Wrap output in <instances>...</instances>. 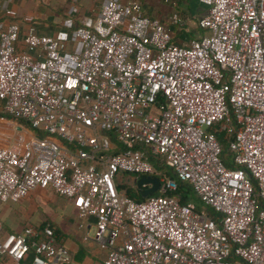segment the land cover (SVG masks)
Segmentation results:
<instances>
[{
    "label": "built area",
    "instance_id": "built-area-1",
    "mask_svg": "<svg viewBox=\"0 0 264 264\" xmlns=\"http://www.w3.org/2000/svg\"><path fill=\"white\" fill-rule=\"evenodd\" d=\"M163 1L169 23L193 17L206 32L176 43L139 0H101L71 31V49L31 24L0 27L1 109L27 123L0 145V202L35 189L67 198L78 226L93 228L82 239L106 251L101 264H264V0H197L204 8L192 16ZM218 131L229 136V166ZM116 144L125 147L110 152ZM146 152L213 215L180 203L168 177L140 201L117 189L118 173L135 186L155 175ZM0 255L70 258L47 223L0 233Z\"/></svg>",
    "mask_w": 264,
    "mask_h": 264
},
{
    "label": "trees",
    "instance_id": "trees-1",
    "mask_svg": "<svg viewBox=\"0 0 264 264\" xmlns=\"http://www.w3.org/2000/svg\"><path fill=\"white\" fill-rule=\"evenodd\" d=\"M169 1H171V0H169ZM173 1L175 2L174 3L175 8L180 13H183L182 10L177 8V6L180 5L182 0H173ZM184 1H187V0H184ZM142 7L144 9L143 4H142ZM186 8L189 9V6L187 5ZM146 14L149 15L148 13H146ZM72 17L73 16H71V18H69V19H71V24L67 27L63 26L61 23L55 24L51 20V16H46L45 18H40L39 21L42 23H37L38 21L31 20L29 22V24L33 25L34 27L36 26L37 29L43 28L42 30L44 32H46L47 34L51 33L52 30H55V29L58 31L59 30L65 31L68 34H70L71 31L75 27H77L78 25L81 24L78 19H74ZM160 21L162 22V20H160ZM43 22H47L48 24L44 25ZM172 26H171V28H172ZM37 29H35V30H37ZM37 33H39V32H37ZM198 33L199 34L201 33L200 28L198 29ZM39 34H42V33H39ZM199 34H197V35H199ZM0 115L10 118L9 116L4 114L3 112H0ZM13 120L17 121L18 123L27 127V123L25 121H23L22 119L13 118ZM108 134L110 136V139L113 141V143H115L116 141H115L112 133H108ZM215 135H216V139L220 145L219 158L224 165L229 166L232 164L230 152L227 150V147H226V141L229 138V136L227 133H225L223 131H218L215 133ZM116 147L117 148H112L109 151L115 152V151H118L120 149H123L125 146L116 144ZM132 147H134V146H132ZM146 153H147V157H148L149 161L151 162V164L155 168V171H156L155 175H157L159 177L164 176V177H168V178L173 179V181L175 182V189L171 193L175 194L177 196L179 202L180 203H188V202L193 203L194 207L196 209H199L201 207L202 203L199 201L197 196L192 191L189 182L186 180L178 179L175 176L174 171L171 168L164 165L162 160L157 155L151 154L149 152H146ZM128 174L133 176V174H131V173H128ZM117 189L123 190L127 196L131 197L132 199H134L136 201L143 200L150 195L158 194V191H154V192L148 193L147 195L142 196L140 194L139 189L134 184H129V183L128 184L117 183ZM35 190L29 191L22 199H20L19 201H16V202H12V203L19 205L20 207L26 209V211H29V212H30V210L38 209L37 204L35 203L34 197L37 194L41 193L42 198L45 199L46 196L44 195V192L47 190L46 189H35ZM48 191L52 193V196H50L47 200L42 199V201H44V202L47 201L50 204V206L53 208V206L55 207L57 205L58 198L61 195H58L57 193H55L54 191H51V190H48ZM61 197H63V196H61ZM64 198L65 197H63V199ZM65 199L70 203L71 209H74V206H72L71 202L67 198H65ZM0 203H2V202H0ZM74 212H75V209H74ZM207 212L210 216L213 215V212L209 207L207 209ZM30 214H31V212H30ZM31 216H32V214H31ZM70 218H72V217H70ZM33 219L34 218L32 216L29 220L21 221L16 229L8 228L0 220V233H1V235H4L6 233H10V232L16 233V232L20 231L25 225L34 224ZM38 223L40 225H44L47 223L51 227V229L53 231V235L55 236V239L58 242H60L67 249L69 256H70L69 261H68V262H70V264H87V261L92 260L91 257L93 255L88 251V248L82 242L77 241L69 233V231L63 229V227L60 225V223L58 221H55L54 219H52L50 217H42V219H40ZM4 227H5V229H4ZM31 255H32V249L30 248L29 252H28V257H30ZM9 262H10V260L7 256L0 255V264H9Z\"/></svg>",
    "mask_w": 264,
    "mask_h": 264
},
{
    "label": "crops",
    "instance_id": "crops-1",
    "mask_svg": "<svg viewBox=\"0 0 264 264\" xmlns=\"http://www.w3.org/2000/svg\"><path fill=\"white\" fill-rule=\"evenodd\" d=\"M100 1L101 0H95V3L93 4L90 3L86 11L82 10V12H78L77 9L74 8V10L78 12L77 18L80 21V23L83 22L87 23L90 21L96 9L98 8ZM54 2L55 0H10L5 7L0 8V27L5 26L10 21H15L20 25L21 32H23L25 31L26 26L29 24L31 20H35L42 15L38 11L39 9H41L43 6H48L49 4H52ZM187 4H188L187 1L184 0H182V2L180 3L179 9L183 11V13H181L182 15L189 14L192 16V15H197L198 13H201L203 11V8L200 6L199 7L192 6L189 7L188 9L186 8ZM160 9L163 12H160L158 10H154L152 12L151 9H149L150 11H148V8H146V6L144 5V12L148 13L151 16H156L160 18V20H162V22L167 27L170 28L172 33V40L174 42L181 43L187 41L192 37L198 36L197 34H199L198 33L199 28L196 26L193 17L189 18L188 20L180 24H171L168 22V18H167L168 12L170 10V5L164 1H161ZM87 10L89 11L87 12ZM60 23L63 26L67 27L69 22L67 23V20H63ZM35 29H37L36 26ZM42 29L43 28H40L37 29L36 31L42 34H47ZM48 34H54L55 36L65 39L67 41V45H66L67 49H71L73 47V44L68 40L70 34H68L67 32L60 30L58 31L55 29ZM0 112H2L1 101H0ZM22 132L23 131H21V129L17 126V123L14 120L0 115V145L13 143L15 137ZM31 217L32 216L29 211H26V209L20 207L15 203L12 202L0 203V220L8 228L16 229L21 221L29 220ZM83 244L86 247L90 245V244L86 245V243Z\"/></svg>",
    "mask_w": 264,
    "mask_h": 264
},
{
    "label": "rangeland",
    "instance_id": "rangeland-1",
    "mask_svg": "<svg viewBox=\"0 0 264 264\" xmlns=\"http://www.w3.org/2000/svg\"><path fill=\"white\" fill-rule=\"evenodd\" d=\"M143 5L146 6V8H148V11H150L149 9H151V11L153 12L154 10H158L160 12V3L163 0H139ZM90 3H95V0H55L54 3L49 4L48 6H43L41 9H36L38 10L42 15L39 16L37 19H35L36 21H38L37 23H42L39 21L40 18H45L46 16H51V20L55 23V24H59L61 21L63 20H67L68 26L71 24V16H73L72 18L74 19H78L77 18V13L78 12H82L86 11L88 5ZM175 3V2H174ZM187 5L189 7L192 6H200L202 8H204V6L199 3L197 0H187ZM169 4V3H168ZM78 6V7H76ZM71 7V8H70ZM74 8L77 9V11L74 10ZM173 8L175 10H177L175 8V4L173 6ZM177 8H180V5L177 6ZM89 10H87L88 12ZM178 11V10H177ZM162 14V13H161ZM160 14V15H161ZM163 15V14H162ZM44 25H47V22H43ZM201 32H206L205 30H201ZM18 125H22L20 123H18L17 121H15ZM33 131V133L36 136H43L45 135L44 132L38 130V129H31ZM110 139V137H109ZM133 176L129 175L126 172L123 173H118L116 175L115 181L119 184H133L132 182ZM35 193V192H34ZM44 195L46 196V198H42L41 193L37 194L34 197L35 203L37 204L38 209H34V210H30L32 216H33V220L34 223H38L40 219H42V217H50L52 219H54L55 221H58L60 223V225L63 227V229L69 231V233L79 242H83L86 243V245H89L88 251L93 255L91 258L92 260L87 261V264H101L102 260L104 259L105 255H106V251L102 248H99L98 245L92 241V240H83L82 236L85 234V232L87 231L88 235H92L93 232V228H85V227H79L78 226V220L75 217V212L74 209H70V203L63 197H59L58 201H57V205L53 208L50 206V204L46 201H42V199L47 200L50 196H52V193L49 191H45ZM201 206L203 208H205L206 210L208 209L207 206L201 204ZM38 211V212H37ZM72 217V218H70ZM69 218V219H68ZM71 219V220H70ZM5 229V227H4ZM65 264H70V262H66Z\"/></svg>",
    "mask_w": 264,
    "mask_h": 264
},
{
    "label": "water",
    "instance_id": "water-1",
    "mask_svg": "<svg viewBox=\"0 0 264 264\" xmlns=\"http://www.w3.org/2000/svg\"><path fill=\"white\" fill-rule=\"evenodd\" d=\"M145 185L144 188L140 186ZM159 185V177L157 175H140L136 179V187L139 189L142 196L156 191Z\"/></svg>",
    "mask_w": 264,
    "mask_h": 264
}]
</instances>
